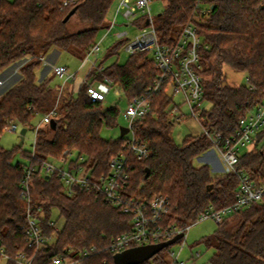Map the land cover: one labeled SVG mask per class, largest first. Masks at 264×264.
I'll list each match as a JSON object with an SVG mask.
<instances>
[{"label": "trees", "instance_id": "1", "mask_svg": "<svg viewBox=\"0 0 264 264\" xmlns=\"http://www.w3.org/2000/svg\"><path fill=\"white\" fill-rule=\"evenodd\" d=\"M114 1L83 0L64 22L72 8L62 7V0H0V77L9 66L29 59L17 70L16 81L1 90L0 134L11 121L26 132L29 128L34 130L31 126L34 117L54 107L55 75L37 78L36 69L41 65L37 58L52 50L83 57L94 45L98 32L106 28ZM194 3L195 0H166L164 9L154 17L156 33L162 43L172 45L181 28L194 18L202 41L199 73L203 102L210 104L208 110H201L199 123L211 134L229 137L238 120L264 99V0H202L207 5L206 15L200 12L195 15ZM73 18L86 27L69 31ZM120 44L108 51L100 66ZM222 63L235 72L245 73L246 84L226 83ZM158 75L149 53L138 52L129 56L125 64L115 62L100 73L93 70L88 78L91 83L108 78L130 100L145 95ZM60 99L54 128L43 126L36 133L33 158L31 151L19 146L12 150L0 146V248L11 258L22 252L32 258L31 264H50L58 256L76 260L79 252L93 247L98 253L80 258L75 264H113L114 254L106 247L130 230L131 216L93 194L77 191L68 196L56 176L42 178L38 171L32 173L29 182L32 212L39 216L41 210L47 235L54 232L46 226L51 208L58 210L63 225L55 242L37 252L24 240L26 215L20 183L28 167L37 169L43 161L57 160L67 149L83 156L84 165L92 174H107L110 157L122 151L125 144L124 138L111 141L100 136L102 127L116 126L118 109L114 104L104 108L103 104L91 103L86 87L77 94L71 89ZM148 99L151 114L135 122L133 132L147 145L149 155L140 161L130 159L128 193L147 201L156 196L167 198L169 213L164 222L180 228L194 224L209 207L218 211L233 203L238 193L235 175L210 178L206 165H193V160L210 148L209 140L204 135L188 137L177 145L170 136L174 120L179 121L169 119L172 98L161 90ZM263 138L264 129L257 134L253 147L239 157L238 169L255 183L264 182ZM19 152L28 163L15 161ZM201 243L214 250L211 264H264V198L225 217ZM165 250L141 264H168L161 256ZM7 264L16 262L8 260Z\"/></svg>", "mask_w": 264, "mask_h": 264}, {"label": "built area", "instance_id": "2", "mask_svg": "<svg viewBox=\"0 0 264 264\" xmlns=\"http://www.w3.org/2000/svg\"><path fill=\"white\" fill-rule=\"evenodd\" d=\"M158 1V0H156ZM154 0H117L113 19L107 23V33H112L118 26L136 27L139 32L133 39L127 38L128 32L117 31L113 35L120 41H125V49L128 54L134 55L138 52L149 53L156 69L159 72L157 80L153 86L145 92L143 96L133 97L127 100L126 109L123 113L127 120L128 133L130 137L125 140V144L117 155L110 157L108 162V173L94 175L91 170L84 165L85 158L79 156L76 162L70 161L72 151L64 150L56 160L61 166H55L49 161H43L41 165L34 169L28 167L25 170L24 177L20 183L21 199L25 209L26 226L23 229L24 240L27 246L35 252L42 247L52 244V235H47L43 228L42 219L32 212L29 182L33 172L38 171L42 178L56 176L68 196L74 195L77 191L93 194L101 197L106 203L113 206L120 213L130 215V230L127 233L117 236L106 247V250L112 254L121 253L127 249L140 247L144 245L158 244L173 239L176 235L182 234L179 240L182 242L181 248L185 245V238L189 226L180 228L175 224H166L164 219L169 213V202L163 196H156L147 201L139 196L128 193V181L130 174V159L143 160L148 157L149 150L146 144L140 142L134 135V123L151 114V103L149 95L156 94L161 90L170 93V97L181 95L183 104H186L192 118L199 122L201 114L200 104L203 102V85L201 70V38L197 34L194 22L189 21L180 31L176 42L172 45L162 43L157 36L154 25V17L151 5ZM83 0H62V7L76 8ZM200 12L206 15L208 10L202 8V0H195L194 14ZM121 16L126 24L118 25L117 19ZM106 37H104L105 40ZM102 40V42L104 41ZM207 48V46H204ZM100 45H93L85 60L89 61V71L96 70L100 73L104 66H100L97 58ZM94 60L90 61V57ZM41 65L49 66L43 57L37 58ZM84 60V61H85ZM51 72L62 80L59 87V94L63 92L67 83H72L75 74L70 73L65 66L52 65ZM88 75V73H87ZM83 83L86 85V96L91 103L103 104L106 96L111 92L113 84L108 78L103 81L91 83L87 76ZM0 84L2 82L0 81ZM117 91V90H116ZM170 117L173 119H182L179 106L175 105ZM57 116L56 106L43 115L41 123L34 128L36 138L37 131L50 124ZM200 124V123H199ZM11 132H17V124L11 121L7 126ZM203 129V135L211 143L213 150L218 157L220 165V174L222 176L233 174L238 178V193L233 203L218 211L209 207L202 213L195 223L211 218L217 225H220L225 217L233 212L247 208L252 203L261 202L264 198V182L255 183L243 171L238 169L241 149L249 150L253 147L254 140L258 133L264 129V99L252 111H248L238 120L237 127L232 135L223 137L221 134H211ZM35 139L32 143L31 155L34 157ZM261 146L264 148V138ZM215 176V175H213ZM40 210V209H39ZM38 210V211H39ZM46 226L53 228L57 233V223L47 221ZM62 228V227H61ZM60 228V229H61ZM99 251V250H98ZM95 248H90L86 252H79L76 260H71L63 256L54 257L50 264H75V262L84 257L98 253ZM172 256L171 264H185ZM200 257V252L192 254L194 260ZM14 260L16 264H31L32 258L22 252L16 254L14 258L9 257L2 248H0V259Z\"/></svg>", "mask_w": 264, "mask_h": 264}, {"label": "rangeland", "instance_id": "3", "mask_svg": "<svg viewBox=\"0 0 264 264\" xmlns=\"http://www.w3.org/2000/svg\"><path fill=\"white\" fill-rule=\"evenodd\" d=\"M165 3H166V0H158L154 2L151 5L152 14L156 15L160 13L164 9ZM116 4H117V0H115L112 6L110 7V10L107 15L108 20L113 19L114 12L116 9ZM206 6L207 5L202 3L203 9L207 10ZM191 20L194 22L193 17ZM116 23L118 25L126 24L125 20L122 19L121 16L117 19ZM85 27H86L85 25L78 22L75 18H73L68 25V29L71 32L80 31L84 29ZM105 27H107V24ZM117 31H120V32L127 31L128 32L127 38L129 40L133 39V37H135L136 34H138L139 32L138 28L132 27V26L130 27L118 26L115 28V30L112 31V33H109V34L107 33V28L100 30L94 42V45L95 44L100 45V50H99V53L97 54V58L100 62H102V60L106 57L110 49L115 48L117 45L120 44L119 43L120 40L115 38L113 35ZM104 37H106L105 40H104ZM102 40L104 41L102 42ZM88 52H86L83 55V57L79 58L77 56L71 55L61 50H52L46 56L43 57L45 61L48 62L49 66L40 65V67L36 69V76L39 79L45 75L52 74L51 72L52 65L65 66L70 73L75 74V79L73 80V82L65 84L63 92L61 94H59L58 91H59V87L62 85V80L56 76L52 79V86L54 88H57V100L54 105V107L56 106V110H57V105L61 100L60 97L63 95V93L67 94L72 89L74 94H77L79 89L86 87L83 81L85 79V76H87L88 78V75L90 73L88 72L89 67H90V64H89L90 62L85 60V57L88 54ZM227 53H229V51H227ZM129 56L130 55L125 49V44H122V45L120 44V47L116 49V52L114 53V55L107 57L104 60V63L102 65L106 67L115 62L118 63L119 65H122L126 63ZM94 58H95L94 56H91L90 61H93ZM149 58H151L150 55H149ZM27 62H29V59L25 58L21 60L20 62H17L8 67V69L6 70L7 72L5 71V73L0 77V81H2V84H0V95H1L2 89L8 86H11L16 81L18 77L17 70L19 71V69L22 66H24ZM221 70H222V74H223V77L226 83L234 84V85H245L246 84V74L245 73L235 72L229 65L225 63L224 64L222 63ZM88 80H90V78H88ZM167 94L170 95V93L168 92ZM172 100H173V103L169 106L168 113L171 112L172 108L175 105H177L179 106L180 112L182 114L181 120L176 122L173 119L174 124L170 128V136L172 140L177 145H181L182 142L188 137L202 136L203 129L201 125L199 124V122L196 119L191 117L188 106L186 104H183V97L181 95H174L172 96ZM113 104L118 109L117 122H116V126L113 128H107L105 126L102 127L100 131V136L104 140L114 141V140L119 139L120 138L119 127H126L128 124L127 120L125 119L123 115L126 109L127 99L125 98L123 92L120 91L117 87H112L111 92L106 96V100L103 103V107L109 108ZM59 106H60V103H59ZM209 108H210V104L208 102H202L200 104L201 110H208ZM44 114L39 113L34 117V119L31 122V126L33 128L37 127L41 123V120ZM169 119H172V118L169 117ZM21 129L22 127L20 125H17V132H11L6 128L0 134V146L6 150H12L15 147H17L19 144L18 134ZM129 137L130 135L126 134L124 135L123 138L126 140ZM34 139H35L34 130L29 128L24 136L23 145L20 147L21 150L31 151L32 143ZM245 151L246 149L243 148L241 149L240 153L243 154ZM72 154L73 155L70 158V161L76 162V159L79 158V155L75 151H72ZM15 161H21L24 163H28L23 157H21L20 152L16 154ZM217 161H218V157L213 150L211 151V143H210V148L208 149V151L201 154L199 157L195 158L193 160V165H196V166L206 165L208 167L210 178L223 177L220 174L221 169ZM49 162L55 166H61V164L57 162L56 160H50ZM38 213L40 214L39 215L40 219L44 218L43 214L41 213V210H39ZM50 221L54 223L56 222L57 228L59 230L63 225V219L61 218L56 208H51ZM216 228H217V224L211 218L206 219L201 222L191 224L189 226V230L185 238L184 247L181 248L182 242L178 241L175 244L166 248L163 254L161 253L162 254L161 256H163V258L166 260V262H168V264L172 263V259H173L171 256L172 254H173V257H176L178 255V260L184 262L185 264H211L210 258L212 257L214 250L207 249L201 243V240L204 237L213 234ZM56 234L57 233L52 234V240H51L52 243L55 242L56 240ZM196 252H200V257L194 260L192 258V254ZM7 262L8 260L5 258L0 259V264H7Z\"/></svg>", "mask_w": 264, "mask_h": 264}, {"label": "water", "instance_id": "4", "mask_svg": "<svg viewBox=\"0 0 264 264\" xmlns=\"http://www.w3.org/2000/svg\"><path fill=\"white\" fill-rule=\"evenodd\" d=\"M75 11L76 8H73L64 18V22H66L75 13ZM49 125L51 128H54L55 121L51 120ZM119 132H120L119 135L120 138H123L124 135L128 133V128L119 127ZM25 134H26V129L22 128L18 134L19 147L23 145ZM210 188L211 187L207 188V190H210ZM181 238H182V234H178L173 239L166 242L127 249L113 256V264H141L145 261L150 260L152 257H154L157 253H159L163 249H166L169 246L175 244Z\"/></svg>", "mask_w": 264, "mask_h": 264}, {"label": "crops", "instance_id": "5", "mask_svg": "<svg viewBox=\"0 0 264 264\" xmlns=\"http://www.w3.org/2000/svg\"><path fill=\"white\" fill-rule=\"evenodd\" d=\"M2 82V81H1ZM0 97H1V95H0Z\"/></svg>", "mask_w": 264, "mask_h": 264}]
</instances>
